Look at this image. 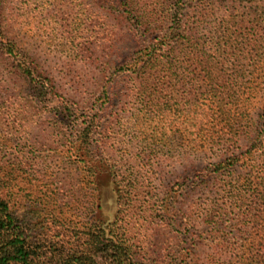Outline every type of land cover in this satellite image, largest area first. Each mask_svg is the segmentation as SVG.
Listing matches in <instances>:
<instances>
[{
  "label": "rangeland",
  "instance_id": "374dc122",
  "mask_svg": "<svg viewBox=\"0 0 264 264\" xmlns=\"http://www.w3.org/2000/svg\"><path fill=\"white\" fill-rule=\"evenodd\" d=\"M137 1L148 12L156 3ZM160 1L157 5L165 8L178 0ZM80 2L90 9L79 23ZM214 2L207 15L192 13L190 21L206 53L225 59L222 68L231 83L240 84L239 105L248 115L240 122L243 134H227L223 145L199 137L195 149L184 150L178 134L174 144L167 143L166 135L145 138L147 124L134 110L141 104L131 91L136 86L116 74L138 47L125 20L92 12V0H75L57 23L49 20L47 25L40 6H52L55 0H0V31L18 44L46 83L37 92L0 45L1 195L10 203L25 198L49 202L84 224L94 216L105 222L116 219L131 251L155 264H264V256L231 254L238 211L221 198L231 176L214 170L230 151H243L256 131L264 101V0ZM180 5L184 15V3ZM156 16L163 18L159 11ZM213 40L220 41V50L211 47ZM103 83L115 85L119 98L111 105L99 98ZM66 106L79 117L77 122L84 120L83 126L98 112L96 122L107 126L95 132L91 147L81 153L70 145L75 128L81 127L64 116ZM83 162L100 163L95 191L86 183ZM109 166L117 170L116 178ZM119 196L123 204L118 207ZM260 258L263 263H256Z\"/></svg>",
  "mask_w": 264,
  "mask_h": 264
},
{
  "label": "trees",
  "instance_id": "16d2710c",
  "mask_svg": "<svg viewBox=\"0 0 264 264\" xmlns=\"http://www.w3.org/2000/svg\"><path fill=\"white\" fill-rule=\"evenodd\" d=\"M74 1L55 0L54 5L47 3L46 7L41 4L40 7L46 10L41 19L47 25L49 20L57 23L58 15L69 5L77 4ZM158 2L162 1L156 0L150 12L137 0H92L91 4L92 12L93 9L101 10L105 18L117 22L125 20L135 35L138 47L117 68L116 74L128 78L136 86L131 91L135 102L141 104L134 110L140 111L143 123L147 124L148 136L145 138L153 140V135H166L169 137L167 143L174 144L178 134L179 139L184 140V150L195 149L199 137L223 145L229 140L225 137L227 134H243L240 122L248 114L239 105L240 84L231 83L225 74L226 69L222 68L225 59L206 53L203 42L196 37L197 27L190 21L192 13L207 15L215 2L178 0L165 8L163 3L157 5ZM181 3H184V15ZM77 7L76 19L80 23L90 8L83 2ZM157 11L162 14V20L156 16ZM3 44L5 52L17 61L18 71L35 90L46 89L44 78L35 72L27 56L20 53L18 44L0 31V45ZM211 47L220 50V41L213 40ZM102 86L103 94L99 98H107L109 105L118 100L115 85L107 88L103 83ZM102 107L103 103L100 110ZM65 109L68 113L64 116H72L76 121L72 126L81 127L75 128L69 140L75 151L81 153L91 147L95 132L103 131L107 126L99 119L96 122L99 112L83 126L84 120L77 122L79 117H75L71 107ZM114 109L111 107L109 114H113ZM257 121L256 131L245 149L230 151L214 166L216 172L231 176L223 184L225 194L221 198L225 200L223 204L238 211V232L234 235L235 244L231 250L234 256H264V101ZM100 168V163L86 165L84 162L81 167L88 177L86 183H91L94 191L93 181ZM108 171L114 178L118 175L112 166ZM25 199L26 202L10 203L8 196L0 193V264H155L131 251L116 219L105 222L94 216L84 224L67 218L62 208L49 207V202ZM117 203L118 207L121 206L123 197L119 196ZM91 205L97 207L94 192ZM262 261V258L255 260L256 263Z\"/></svg>",
  "mask_w": 264,
  "mask_h": 264
}]
</instances>
